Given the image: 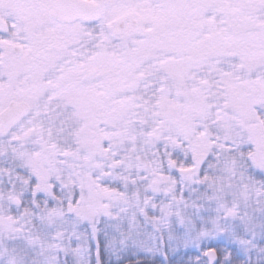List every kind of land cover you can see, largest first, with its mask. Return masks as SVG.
Here are the masks:
<instances>
[{"label":"snow or ice","instance_id":"1","mask_svg":"<svg viewBox=\"0 0 264 264\" xmlns=\"http://www.w3.org/2000/svg\"><path fill=\"white\" fill-rule=\"evenodd\" d=\"M0 264H264V0H0Z\"/></svg>","mask_w":264,"mask_h":264}]
</instances>
